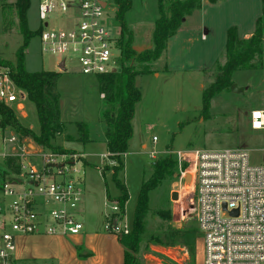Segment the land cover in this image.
<instances>
[{"label": "rangeland", "instance_id": "rangeland-1", "mask_svg": "<svg viewBox=\"0 0 264 264\" xmlns=\"http://www.w3.org/2000/svg\"><path fill=\"white\" fill-rule=\"evenodd\" d=\"M16 1L0 0V57L11 63L17 61L16 51L23 43L14 6ZM39 1L31 0L27 14L29 27L33 31L44 27L39 17ZM165 5H169L168 0ZM260 7V0H228L193 11L188 16L184 31L173 44H168L166 50L170 53L167 54L165 50L157 64H153L152 73L157 69V72H161L160 76L150 72L136 77L142 98L136 105L132 121L133 135L122 157L124 168L119 173L129 192L125 213L120 219L130 229L142 184L153 173L152 164L172 155L171 152L244 148L249 152L253 164L264 165V130H254L250 125L251 111L264 107V53L257 56L252 67L234 72V82L245 89L243 93L234 92L231 88L224 89L212 99L209 112L204 110L203 100V92L214 81L218 66L226 62L228 30L232 27H236L238 32L254 30L255 20L261 15ZM116 12V3L110 2L101 19L113 38L119 37L120 31L115 19ZM159 16L158 0H133V8L126 13V20L134 30L136 50L153 46V29ZM81 19L76 8L72 14L54 12L49 23L51 28L68 31L75 28ZM204 23L212 30L208 40H202ZM262 48L264 51V42ZM62 60L66 63L65 71L58 67ZM25 64L29 71L61 72L57 90L64 128L53 143L88 155L91 164L84 166L86 191L83 206H80L87 212V219L113 213L112 208L120 191L113 180L112 170L103 172L101 167L105 163L102 154L106 149V123L102 118L105 104L97 76L81 72L78 56L73 51L65 55L44 51L40 35L31 38ZM137 67L143 68L141 65ZM0 69L7 68L1 66ZM12 107L23 126L39 131L36 106L27 95L21 109ZM79 121L89 127L86 142L79 139L76 125ZM4 130L6 135H20L10 127ZM154 137H157L156 142L153 141ZM23 140L36 148L30 136H24ZM143 144L146 146L142 147ZM154 151L155 156H152ZM30 162L40 163V155H35ZM176 163L174 172L150 193L145 228L148 236L161 238L171 229L197 228L200 237L196 252L192 254L180 239L174 244L144 241L137 253L139 264H204V239L195 215L194 185L190 177L186 182L179 179V164ZM2 167L4 162L0 155V169ZM175 192L178 199L172 198ZM167 215H170L169 219ZM79 220H83L80 214Z\"/></svg>", "mask_w": 264, "mask_h": 264}, {"label": "built area", "instance_id": "built-area-1", "mask_svg": "<svg viewBox=\"0 0 264 264\" xmlns=\"http://www.w3.org/2000/svg\"><path fill=\"white\" fill-rule=\"evenodd\" d=\"M110 2L115 3L40 0L43 50L63 55L73 51L83 74L117 70V38L101 22ZM76 8L82 19L75 28L65 31L50 27L54 12L72 14ZM61 62L65 60L58 67ZM25 97L26 93L10 77L9 69H0V102L18 110ZM1 120L0 115V155L19 157L21 166V171L8 176L0 187V264H15L20 235L34 234L41 228L50 234L82 232L79 209L85 171L82 153L55 152L36 143L33 150L21 135H6ZM250 125L254 130H264V108L251 111ZM156 140L154 137L153 141ZM38 154L41 162H30ZM170 154L175 155L179 164V179L185 181L190 177L194 185L195 215L204 239V264H264V165L253 164L244 148ZM114 203L113 213H106L105 229L129 233L131 229L120 219L119 205Z\"/></svg>", "mask_w": 264, "mask_h": 264}, {"label": "trees", "instance_id": "trees-1", "mask_svg": "<svg viewBox=\"0 0 264 264\" xmlns=\"http://www.w3.org/2000/svg\"><path fill=\"white\" fill-rule=\"evenodd\" d=\"M158 0L160 16L155 20L153 29V46L144 50L134 48L135 33L126 20V13L133 8V0H114L117 5L115 19L119 24V37L116 39L119 64L116 71L98 74L100 94L104 95L105 109L102 113L106 123V142L108 155L102 165V171L112 170L113 180L120 191L115 200L123 217L125 204L129 199L126 185L119 177L124 168L123 155L128 149L129 141L133 135L132 121L135 116L137 103L142 98L140 87L136 83L139 74L152 73L153 64L158 61L167 48L168 40L178 31L186 16L202 7L203 0ZM216 2L217 0H209ZM262 15L257 19L256 28L248 39H241L236 27L228 30L226 44V62L219 65L211 82L203 92L204 110L209 112L212 99L224 89L231 87L232 76L238 69L252 67L257 56L263 55L264 42V0ZM31 0H17L14 4L18 18L19 31L23 36V43L16 51L17 61L11 63L0 57V67L9 69L10 77L16 86L24 91L27 98L36 106L40 128L38 132L32 131L21 124L12 106L0 102V115L2 127L13 128L22 137L30 136L34 142L44 149L55 152L74 153L75 150L58 147L53 143L55 138L63 131L64 122L61 119L60 94L57 90V81L61 72L57 71H29L26 68V50L31 38L40 35L41 28L33 31L27 19ZM143 66V68H138ZM79 139L88 141V125L82 121L76 123ZM4 167L0 169V187L8 176L21 171L19 157L9 156L3 158ZM112 163V164H111ZM175 158L170 155L156 160L152 175L143 182L137 201L134 222L129 233H121L119 240L125 251L124 264H139L137 253L140 244L150 241L157 244H174L179 239L192 254L196 252L198 229H171L164 237L147 235L145 217L149 210L150 193L156 189L167 175L174 172ZM170 215L166 218L169 219ZM168 239L169 241H165Z\"/></svg>", "mask_w": 264, "mask_h": 264}, {"label": "crops", "instance_id": "crops-1", "mask_svg": "<svg viewBox=\"0 0 264 264\" xmlns=\"http://www.w3.org/2000/svg\"><path fill=\"white\" fill-rule=\"evenodd\" d=\"M223 1H228V0H217L216 2L203 0L202 7L200 9H203L204 7L207 6L221 4ZM235 1H241V0H235ZM260 1H261L260 8L262 15L263 1L262 0ZM196 11H199V9L198 10L196 9ZM261 15H259L256 18L255 22H257V19ZM188 16H186L184 22L182 23L178 31L168 40L167 47L168 44L169 46L173 44V42L176 41V38L179 36V34L184 31V26L185 23L187 22ZM204 26H205V31L204 34L202 35V40H208V35L212 33V30L206 26V23H204ZM255 28L254 30H252L251 28L250 30H247L245 32L239 31L238 32L239 37L241 39H248L255 31ZM169 53L170 51H167V54ZM169 57L170 56L168 55V58ZM155 64L157 63L155 62L154 65ZM65 70H66V66H65ZM152 74L158 77V75L160 76L161 72H157L156 69L155 72H153ZM233 76H232V80L234 82L235 80ZM259 108H264V107H259ZM104 143L106 144V149L105 152L102 154L103 161L108 155L105 135H104ZM145 146L146 144L142 145V147ZM76 152H80L83 154L84 166L91 164V162L88 159V155L86 153L81 151H76ZM83 182H84L83 187L85 192L86 191L85 175L83 178ZM81 206H83V203ZM80 210L81 212L79 214L83 217V220L81 221L84 224V228L82 232L78 234H74V235L50 234L45 232V230L41 228L40 231H38L37 233L20 235L17 238V247L15 251V264H29V263L124 264L125 251H124V247L120 243L119 235L117 233L109 232L105 229L106 214L104 213L100 217L96 216L94 217L95 219H87V212L83 209V207H81Z\"/></svg>", "mask_w": 264, "mask_h": 264}, {"label": "water", "instance_id": "water-1", "mask_svg": "<svg viewBox=\"0 0 264 264\" xmlns=\"http://www.w3.org/2000/svg\"><path fill=\"white\" fill-rule=\"evenodd\" d=\"M104 4L105 3H103V5ZM59 68H61V70H65L64 62L60 63ZM113 71H116V69H114ZM230 88H231L232 91L237 92V93H243L244 90H245L243 87H239L235 82L232 83ZM30 147H31V149H34V146H30ZM172 198L173 199H178L177 192L172 194Z\"/></svg>", "mask_w": 264, "mask_h": 264}, {"label": "flooded vegetation", "instance_id": "flooded-vegetation-1", "mask_svg": "<svg viewBox=\"0 0 264 264\" xmlns=\"http://www.w3.org/2000/svg\"><path fill=\"white\" fill-rule=\"evenodd\" d=\"M187 181V179H185V182Z\"/></svg>", "mask_w": 264, "mask_h": 264}]
</instances>
